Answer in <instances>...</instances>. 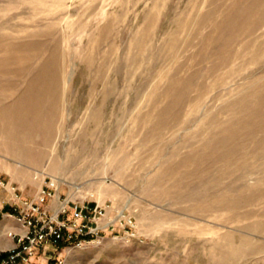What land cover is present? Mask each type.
<instances>
[{
  "label": "rangeland",
  "instance_id": "374dc122",
  "mask_svg": "<svg viewBox=\"0 0 264 264\" xmlns=\"http://www.w3.org/2000/svg\"><path fill=\"white\" fill-rule=\"evenodd\" d=\"M50 179L116 222L48 263L264 264V0H0V180Z\"/></svg>",
  "mask_w": 264,
  "mask_h": 264
},
{
  "label": "built area",
  "instance_id": "2783aa9c",
  "mask_svg": "<svg viewBox=\"0 0 264 264\" xmlns=\"http://www.w3.org/2000/svg\"><path fill=\"white\" fill-rule=\"evenodd\" d=\"M4 186L0 180V187ZM56 191L57 185L51 179L40 188L35 199L22 198L14 187L10 188L9 202L13 211L5 215L13 217L17 227L10 226L6 229V235L13 240V245L0 250V264L30 263L37 249L44 245L56 246L62 243L68 247L101 242L103 236L99 232L102 229H114L112 222H116V219L106 217L107 205L78 202L67 197L61 199L60 195L56 198ZM54 198L58 203L51 205L50 201ZM122 220L125 221L120 218L119 225L125 232L130 220H126L124 224L121 223ZM117 237L118 235L112 236ZM58 263L62 262L58 260Z\"/></svg>",
  "mask_w": 264,
  "mask_h": 264
},
{
  "label": "crops",
  "instance_id": "0c3cea01",
  "mask_svg": "<svg viewBox=\"0 0 264 264\" xmlns=\"http://www.w3.org/2000/svg\"><path fill=\"white\" fill-rule=\"evenodd\" d=\"M9 199H10V190L7 188V186L0 187V218H1L0 220H2L4 218L6 213L13 211V207L11 206ZM11 219L14 221L13 217H11ZM12 245H13V240L11 238H9L8 236H6V234L1 232V234H0V250L1 249H8ZM54 248L57 249V247H54ZM36 254H37V251H36ZM34 258L39 259L41 261V264H47L48 259L50 257L49 256L44 257L40 254H37V256L35 255ZM43 259L45 260V262H42Z\"/></svg>",
  "mask_w": 264,
  "mask_h": 264
},
{
  "label": "bare ground",
  "instance_id": "6f19581e",
  "mask_svg": "<svg viewBox=\"0 0 264 264\" xmlns=\"http://www.w3.org/2000/svg\"><path fill=\"white\" fill-rule=\"evenodd\" d=\"M79 157H70V159L68 160V162H66V165H73L76 164V162L78 163L79 161L78 160ZM78 165V164H77ZM65 166V165H64ZM67 167V166H66ZM72 167V166H71Z\"/></svg>",
  "mask_w": 264,
  "mask_h": 264
},
{
  "label": "trees",
  "instance_id": "16d2710c",
  "mask_svg": "<svg viewBox=\"0 0 264 264\" xmlns=\"http://www.w3.org/2000/svg\"><path fill=\"white\" fill-rule=\"evenodd\" d=\"M54 247H57V248H63L64 247V245L62 244V243H58L56 246H54ZM2 255H4V254H2ZM48 264H54V263H52V261H50Z\"/></svg>",
  "mask_w": 264,
  "mask_h": 264
}]
</instances>
